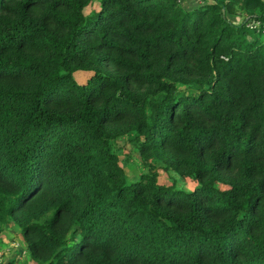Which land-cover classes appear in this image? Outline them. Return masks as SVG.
<instances>
[{
	"label": "trees",
	"instance_id": "obj_1",
	"mask_svg": "<svg viewBox=\"0 0 264 264\" xmlns=\"http://www.w3.org/2000/svg\"><path fill=\"white\" fill-rule=\"evenodd\" d=\"M8 223L38 264H264V0H0Z\"/></svg>",
	"mask_w": 264,
	"mask_h": 264
},
{
	"label": "rangeland",
	"instance_id": "obj_2",
	"mask_svg": "<svg viewBox=\"0 0 264 264\" xmlns=\"http://www.w3.org/2000/svg\"><path fill=\"white\" fill-rule=\"evenodd\" d=\"M201 2L202 0H183V4L185 6H197ZM235 19L240 20L241 17L237 16ZM77 78L83 81L88 78V74H79L77 75ZM134 162L135 161L132 160L130 164L124 165V169L130 177H134L141 171L140 169H138V164ZM173 179L174 178L171 174L164 171L159 174V180L163 181L166 184L172 182ZM175 180L177 181V184H182L186 187H192V182L189 179L176 178ZM3 229V232L0 233V253H2L3 258L2 262L0 260V264H5L8 258L14 259L15 264H38L27 255L25 249L27 242L18 226L13 223H8ZM11 241L17 242L16 245H14L16 247H12L11 244H9V242Z\"/></svg>",
	"mask_w": 264,
	"mask_h": 264
},
{
	"label": "clouds",
	"instance_id": "obj_3",
	"mask_svg": "<svg viewBox=\"0 0 264 264\" xmlns=\"http://www.w3.org/2000/svg\"><path fill=\"white\" fill-rule=\"evenodd\" d=\"M16 243H17V242H13V241L9 242V244H11V246L16 245Z\"/></svg>",
	"mask_w": 264,
	"mask_h": 264
}]
</instances>
